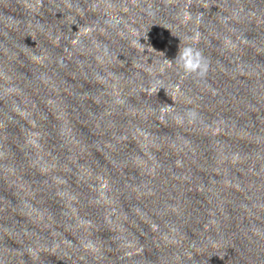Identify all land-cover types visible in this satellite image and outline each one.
<instances>
[{"label": "clouds", "instance_id": "clouds-1", "mask_svg": "<svg viewBox=\"0 0 264 264\" xmlns=\"http://www.w3.org/2000/svg\"><path fill=\"white\" fill-rule=\"evenodd\" d=\"M174 61L179 70L188 76L201 80L207 76L209 70L208 61L203 52L194 44H187L182 48L179 46V51ZM169 62H172V60H169ZM188 115L193 119L196 116L191 111Z\"/></svg>", "mask_w": 264, "mask_h": 264}]
</instances>
